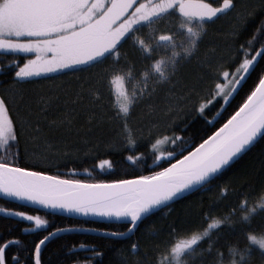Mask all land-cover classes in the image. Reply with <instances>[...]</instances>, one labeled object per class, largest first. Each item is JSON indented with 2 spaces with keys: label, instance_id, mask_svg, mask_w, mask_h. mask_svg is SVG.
I'll use <instances>...</instances> for the list:
<instances>
[{
  "label": "snow or ice",
  "instance_id": "6c2138e0",
  "mask_svg": "<svg viewBox=\"0 0 264 264\" xmlns=\"http://www.w3.org/2000/svg\"><path fill=\"white\" fill-rule=\"evenodd\" d=\"M256 7L252 5L250 9L235 11L231 21V43L226 45L230 50L235 49L231 52L228 70L221 69L224 54L218 53L216 48L209 49L201 60V74L196 84L191 88L182 87L175 101L169 96L163 108L168 117L167 129L172 130L176 124L172 119L177 113L176 105L198 97L199 85L203 84L205 77H214L216 81L223 78L227 85L214 82L203 99H196L192 109L197 116H205L206 109L221 98L225 103L217 105L222 110L217 113L219 126L206 119V127L196 134L186 137L172 131L164 139L173 145L179 143V147L168 153L166 160L162 159L163 154H154L155 158L149 164L143 152L125 155V165L138 167L141 173L146 174L90 181L70 179L46 170L60 163L58 156L50 151L53 147L50 133L60 129L70 133L75 117L80 112H87L89 131L104 121L110 125L112 135L105 144L108 149L134 147L143 133L133 119L138 97L143 93H134L131 97L118 96L116 111L98 121L97 109L103 102L101 88L90 90L91 107L84 108V89L79 77L76 78V90L68 82L50 86L47 93L30 95L19 86L97 65L103 66L100 69V79L103 80L110 73L125 70L121 67V60L126 59L128 53L121 49L125 43L131 42L133 48L149 56L164 44L171 48L170 56L156 60L151 67L161 81L172 84L170 91L175 93L173 81L177 65L182 59L190 58L198 48L209 23L236 9V0H221L218 5L207 0H0V51L14 56L8 60L12 65L10 77L0 79V193L18 204H35L46 210L59 209L82 216L123 221L126 224L123 231L89 229L102 231L110 239L118 241L135 235L139 225L155 210L207 185L258 137L264 139V74L258 75V82L240 95L234 105L229 99H235L234 93L240 94L247 80L246 74L254 62L258 58L264 60V41L259 47L253 46L257 33L264 36V19L250 38L240 42L248 20L255 16ZM259 7L264 8V0H260ZM170 17L179 20L178 27L172 24L167 34L160 33V26L170 23ZM177 36L181 38L179 42ZM184 38H187L186 44ZM19 54H24L23 62ZM237 54H242L239 59ZM106 61L111 63L105 64ZM4 68L5 65L0 64V69ZM147 75L145 72V77ZM230 76L232 79L229 80ZM152 91L149 90V95ZM53 113L54 118L49 119ZM188 127L187 123L183 124L180 132ZM160 142L156 140L152 148L155 149ZM41 146L43 151H37ZM99 146V142L94 145ZM65 149L62 155L67 156L70 154L67 144ZM98 167L112 169L114 164L111 159H100ZM69 172L73 176L78 174L75 168H70ZM221 190L227 191L226 188ZM242 203L246 205L247 201ZM0 213L30 222L31 228L26 227L23 229L25 232L47 231L49 225V221L40 215L14 207L0 206ZM244 215L247 218L248 213ZM76 227L79 226L56 227L39 238L34 243V264H42V247L47 242ZM217 227L218 221L208 224V228ZM204 231L207 235V229ZM199 240L201 236L194 234L191 239L178 241L170 253L178 258ZM19 243V239L14 238L0 244V264H7L8 246ZM86 247L80 245L82 249ZM138 248L137 242L131 244L133 252ZM99 254L93 250L94 256ZM12 259L19 264L18 256L14 255ZM136 264H142V261Z\"/></svg>",
  "mask_w": 264,
  "mask_h": 264
},
{
  "label": "trees",
  "instance_id": "16d2710c",
  "mask_svg": "<svg viewBox=\"0 0 264 264\" xmlns=\"http://www.w3.org/2000/svg\"><path fill=\"white\" fill-rule=\"evenodd\" d=\"M207 2L218 5L221 0H207ZM236 3H238L237 11L245 8L250 9L252 5H257L254 18L248 20L240 36V42H243L254 34L255 28L264 19V8L259 7L260 0H247L246 3H243V0H236ZM169 21L170 23L160 26V33L167 34L172 24L178 27L179 20L176 17H170ZM220 25L214 24L213 27H210V33L206 34L204 39L199 42V54H197L200 57H205L209 49L216 48L218 53H223L225 56V60L221 62V69L228 70L227 65L231 60V52L235 51L234 48L230 50L226 47L231 43V22L225 23L222 27ZM256 37L253 46L259 47L260 42L264 41V36L257 33ZM121 51L128 53L127 58L121 60V67L125 70L136 66L137 69L144 70L147 67L149 57L133 48L131 42L125 43ZM19 55L23 62L24 54ZM241 55L237 54V59ZM13 58V54L0 51V64L5 65L4 69H0V79L10 77L12 65L8 64V60ZM110 63L111 61L105 62V64ZM101 67L103 66L97 65L94 68L86 69L82 71L83 75L77 76L83 83L85 92L84 108L91 107L90 90L100 87ZM177 69L178 72H176L173 83L178 82V79L183 80V83L176 85L175 93L170 91L171 83V85H167L169 88L161 86L149 100L145 102L142 99V102L135 107L138 115L134 114L135 118L133 119L136 125L143 130V133L142 138L134 147L124 150L108 149L105 144L112 135L109 132L108 122L104 121L98 127L93 126L89 131V125L86 123L87 112H80L73 121L70 133H66L63 129L50 133L53 138V147L50 151L58 156L60 163L46 170L54 175L90 181L128 178L127 174H146V172L141 173L138 167L125 165L123 162L125 155L143 152L149 164L155 156L161 154H163L162 159L166 160L168 153L176 151L179 147V143L173 145L164 139V137L170 136L172 131L186 137L196 134L206 127V119L219 126L217 121L220 120V117L217 113L220 109L217 105L224 103L221 98H218L216 104L206 109L205 116H197L192 110L196 99H203L208 90L213 87L214 82L227 85V80L223 78L216 81L214 77H205L203 84L199 85L198 97H193L186 104L176 105L177 113L172 117L176 121L175 128L167 129L168 117L163 112V108L168 102L169 96L175 101L181 88L184 86L191 88L196 84L201 74L200 66L193 63V60L190 63L181 61ZM261 74H264V60L258 58L241 87L240 94L236 93L235 99L232 98L233 105L239 100L240 95L254 86L255 82H258L257 77ZM228 79L230 80L232 77L230 76ZM103 80L101 81L103 82ZM68 82L73 84L74 90L78 88L76 78H70V80L65 78L61 84ZM39 87L25 85L23 89L27 90L30 95H37L41 92V90H37L40 89ZM228 107L231 110V107ZM180 108H183V111H179ZM97 112V119L100 121L104 120L105 115L114 113V110L113 106L109 107L108 104L102 102V106L97 109ZM185 123L189 127L181 133L180 128ZM158 139L161 142L153 149L152 145ZM98 142L100 146L94 147ZM65 144L68 145L67 150L70 153L67 156L62 155L66 150ZM37 151H43V147H39ZM100 159H111L114 167L100 169L98 167ZM162 166L167 165L163 164ZM70 168L77 169L78 174L73 176L69 172ZM84 169H88V171L84 172ZM151 170L158 169L152 168ZM222 188H226L227 191H222ZM243 201H247L246 205L242 203ZM262 204H264V139L259 138L239 159L211 179L207 185L150 214L139 225L135 235L130 238H122L117 241L105 235L86 231L63 233L43 246L42 264H136L137 261H142V264H229L232 258V246H236L243 254L240 264H264V250L259 249L248 240L250 232L264 233V207L260 206ZM0 206L14 207L32 215H40L49 221L47 231L70 225H78L79 227L76 228L86 230L123 231L126 228L124 222L70 218L14 203L4 198H0ZM245 212L248 213L247 218H245ZM206 213L208 215H205ZM213 220L219 222V227L208 228V224ZM26 227L31 228V223L0 213V244L14 238L20 241L19 244L9 245L6 249L7 264H17V261L12 259L14 255L18 256L19 264H34V243L46 235L47 231L36 229L25 232L23 229ZM205 229H207V235H205ZM194 234L201 236V240L192 248L181 253L177 260L173 259L170 253L171 247L179 240L190 238ZM134 242L139 244V248L135 252L131 249V244ZM81 244L86 245V249L80 250ZM93 250L100 254L94 256Z\"/></svg>",
  "mask_w": 264,
  "mask_h": 264
},
{
  "label": "rangeland",
  "instance_id": "374dc122",
  "mask_svg": "<svg viewBox=\"0 0 264 264\" xmlns=\"http://www.w3.org/2000/svg\"><path fill=\"white\" fill-rule=\"evenodd\" d=\"M247 0H243V3H246ZM238 3H236V9L233 12H230L228 15L226 16H221L219 19H216L214 23H209L207 25V32L206 34L208 35L211 31L210 27H213L214 24L219 25L220 26H224L225 23H229L231 22V19L235 16V11L238 10ZM240 8V7H239ZM221 30V29H219ZM206 34H204V37L206 36ZM181 38L178 37L177 41L179 42ZM202 39V40H203ZM184 43H187V38H184ZM200 46V44H199ZM198 46V48H199ZM198 48L194 51V53L190 56V58H184L181 61H186L188 63H190L193 60V63H195L196 65L198 64V67L200 66L201 60L203 58L200 57L198 54ZM138 50V49H137ZM179 50V49H177ZM198 53V54H197ZM145 56H148V60L149 63L147 64V67L143 69H137L136 67H130L127 68L125 71H121V72H116V73H110L108 75H106V77H104L103 82L101 80H99L100 84L99 86L101 87V91L103 94V102L104 104H108L109 107L113 106V110L114 112L116 111L117 108V97L118 96H123V95H127L129 97H131L134 93H143V95L138 97V103L137 105L142 102L141 100L143 99L145 102L147 100H149L151 98V96L153 95L154 92H157V88L158 90L160 89L161 86H166L167 88H169L167 85H171L170 83H165L163 81H161L158 77V75L153 71L152 69V64L156 61V60H160L161 58H165L167 56L171 55V48L167 45L164 44L162 45L160 48H157L153 51V53L149 56L148 54L144 53ZM198 55V56H197ZM200 58V59H199ZM191 60V61H190ZM180 61V62H181ZM178 67V65H177ZM176 67L175 70V75L176 72H178V69ZM145 72L148 73L147 77H145ZM130 73V74H129ZM84 73L82 71H78V72H74V73H69L67 75H53L51 77V79H38L37 81L33 82V83H25V85H29L30 87L34 86H40V89H37L38 91L41 90V92H46L49 91L50 86L52 85H60L61 82H63V80H65V78H77V76L79 75H83ZM116 77H120V79H116ZM177 80V79H176ZM178 82H176V85L182 84L183 80H177ZM37 84V85H35ZM46 84L47 86L43 85ZM145 84H147V90L145 89ZM25 85H20L19 87L23 88ZM78 86V85H77ZM171 88V87H170ZM149 90H153L152 94L149 95ZM85 94V92H84ZM85 99V96H84ZM83 107H84V100H83ZM136 105V106H137ZM134 114H136V116L138 115V113H136V110L134 109ZM55 113L51 114L49 119L54 118ZM135 116V115H134ZM135 118V117H133ZM187 239H191L187 238ZM187 239H181V240H187ZM179 240V241H181ZM177 243V242H176ZM173 259L177 260V257L173 256Z\"/></svg>",
  "mask_w": 264,
  "mask_h": 264
},
{
  "label": "water",
  "instance_id": "95a60500",
  "mask_svg": "<svg viewBox=\"0 0 264 264\" xmlns=\"http://www.w3.org/2000/svg\"><path fill=\"white\" fill-rule=\"evenodd\" d=\"M254 64H255V62H254ZM253 67H254V65H253ZM253 67H252V69H253ZM252 69H250V72L248 73V74H246V76L248 77L249 76V74L251 73V71H252ZM235 94L236 93H234L233 94V96H235ZM232 98L233 97H230L229 99L230 100H232ZM225 103V102H224ZM227 106V105H226ZM222 110L220 109L219 110V112H221ZM259 139V137L257 138V140ZM256 140V141H257ZM256 141H254V143L252 144V145H250L249 146V148L251 147V146H253L254 144H255V142ZM248 148V149H249ZM247 149V150H248ZM247 150H245L243 153H241L233 162H231V164L232 163H234L237 159H239ZM230 164V165H231ZM213 179V178H212ZM202 187V186H201ZM198 188H200V187H198ZM197 188V189H198ZM197 189H194V190H192V191H190V192H188V193H185L184 195H183V197L184 196H186V195H188V194H190L191 192H193V191H195V190H197ZM0 198H4V199H6V200H9V201H12L10 198H8V197H6L4 194H2V193H0ZM182 198V197H181ZM178 199H180V198H177L176 200H178ZM176 200H174V201H176ZM174 201H172V202H174ZM13 202V201H12ZM172 202H169L168 204H170V203H172ZM22 205H24V206H29V207H33V208H37V209H41V210H44V211H47V212H50V213H53V214H57V215H61V216H66V217H70V218H76V219H92V220H98V221H105V222H123V221H117L115 218H113V219H108V218H103V217H93V216H82V215H78V214H74V213H67V212H65V211H63V210H59V209H57V210H52V209H43L41 206H39V205H35V204H22ZM161 208H163V207H161ZM161 208H159V209H161ZM159 209H157V210H159ZM157 210H155V212L157 211ZM80 231H86V232H88V233H92V234H99V235H105L104 234V232H102V231H90V230H86V229H81V228H74V229H72L71 231H69V232H80ZM66 233H68V232H66ZM60 234H63V233H60ZM60 234H58V235H60ZM106 236V235H105ZM43 248V247H42ZM80 250L82 249V248H79ZM83 249H86V248H83Z\"/></svg>",
  "mask_w": 264,
  "mask_h": 264
},
{
  "label": "clouds",
  "instance_id": "9594fccd",
  "mask_svg": "<svg viewBox=\"0 0 264 264\" xmlns=\"http://www.w3.org/2000/svg\"><path fill=\"white\" fill-rule=\"evenodd\" d=\"M264 207V204L260 205ZM248 240L251 244L257 246L259 249L264 250V233H248ZM232 258L229 261V264H240V261L243 259V254L241 251L236 247L232 246L231 249Z\"/></svg>",
  "mask_w": 264,
  "mask_h": 264
}]
</instances>
